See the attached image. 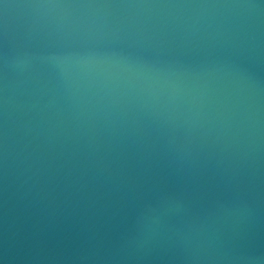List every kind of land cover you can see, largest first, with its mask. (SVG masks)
<instances>
[{
  "label": "clouds",
  "instance_id": "1",
  "mask_svg": "<svg viewBox=\"0 0 264 264\" xmlns=\"http://www.w3.org/2000/svg\"><path fill=\"white\" fill-rule=\"evenodd\" d=\"M262 44L264 0H0L12 259L264 264Z\"/></svg>",
  "mask_w": 264,
  "mask_h": 264
},
{
  "label": "water",
  "instance_id": "2",
  "mask_svg": "<svg viewBox=\"0 0 264 264\" xmlns=\"http://www.w3.org/2000/svg\"><path fill=\"white\" fill-rule=\"evenodd\" d=\"M234 59L241 71L261 86H264V44L255 51H241L235 55ZM154 171L157 172L160 178H167L169 172L167 162L161 159ZM7 197L8 191L5 189L2 171H0V260L3 261V264H24L19 259H12V254L6 251L11 243L10 230L8 228L10 202ZM34 220L35 217L21 215L17 222V229L20 234L17 239L27 234ZM52 223L56 230H67L74 223V219L72 217L65 219L63 215H60L54 218Z\"/></svg>",
  "mask_w": 264,
  "mask_h": 264
}]
</instances>
